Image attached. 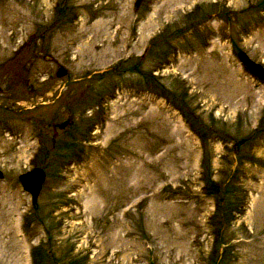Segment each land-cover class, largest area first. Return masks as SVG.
<instances>
[{
    "label": "rangeland",
    "instance_id": "obj_1",
    "mask_svg": "<svg viewBox=\"0 0 264 264\" xmlns=\"http://www.w3.org/2000/svg\"><path fill=\"white\" fill-rule=\"evenodd\" d=\"M134 1L0 0V264H264V0Z\"/></svg>",
    "mask_w": 264,
    "mask_h": 264
},
{
    "label": "water",
    "instance_id": "obj_2",
    "mask_svg": "<svg viewBox=\"0 0 264 264\" xmlns=\"http://www.w3.org/2000/svg\"><path fill=\"white\" fill-rule=\"evenodd\" d=\"M138 0H135L133 8H136ZM239 60L245 64L248 70L256 75L259 79L264 80V70L259 63H256L246 57L245 54L240 53L238 54ZM65 74V68L63 66L57 65L55 69V75L61 76ZM68 120L63 119L56 124L58 129H61L67 124ZM2 177V172L0 171V178ZM17 180L22 185V190L26 191L30 196V203H33L38 191L40 189L41 183L44 180V172L39 167H33L23 173H20L17 177Z\"/></svg>",
    "mask_w": 264,
    "mask_h": 264
},
{
    "label": "bare ground",
    "instance_id": "obj_3",
    "mask_svg": "<svg viewBox=\"0 0 264 264\" xmlns=\"http://www.w3.org/2000/svg\"><path fill=\"white\" fill-rule=\"evenodd\" d=\"M177 123H178V124H180V123H179V121H177ZM180 125H181V124H180ZM19 184H20V186H21V188H22V185H21V183H19ZM28 193H29V192H28Z\"/></svg>",
    "mask_w": 264,
    "mask_h": 264
}]
</instances>
